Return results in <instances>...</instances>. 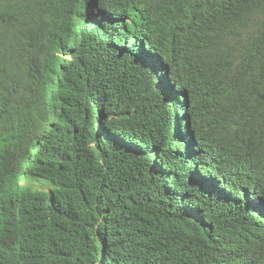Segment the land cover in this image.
<instances>
[{"label": "trees", "instance_id": "obj_1", "mask_svg": "<svg viewBox=\"0 0 264 264\" xmlns=\"http://www.w3.org/2000/svg\"><path fill=\"white\" fill-rule=\"evenodd\" d=\"M0 264H264V0H0Z\"/></svg>", "mask_w": 264, "mask_h": 264}]
</instances>
